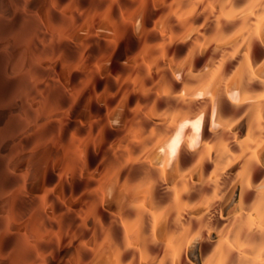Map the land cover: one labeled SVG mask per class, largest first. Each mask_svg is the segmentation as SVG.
<instances>
[{"label": "clouds", "instance_id": "9594fccd", "mask_svg": "<svg viewBox=\"0 0 264 264\" xmlns=\"http://www.w3.org/2000/svg\"><path fill=\"white\" fill-rule=\"evenodd\" d=\"M258 51L264 0H0V264H264Z\"/></svg>", "mask_w": 264, "mask_h": 264}, {"label": "bare ground", "instance_id": "6f19581e", "mask_svg": "<svg viewBox=\"0 0 264 264\" xmlns=\"http://www.w3.org/2000/svg\"><path fill=\"white\" fill-rule=\"evenodd\" d=\"M133 47H135V42H133ZM181 47H183V46H181ZM257 55L258 56H261V55H264V53H261V52H257ZM254 87H257L258 88V86H254ZM103 210L102 209H98V214H100L101 212H102ZM104 220L106 221L107 220V216H104ZM93 221L92 220H89V224L91 225V223H92Z\"/></svg>", "mask_w": 264, "mask_h": 264}]
</instances>
